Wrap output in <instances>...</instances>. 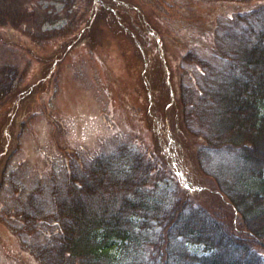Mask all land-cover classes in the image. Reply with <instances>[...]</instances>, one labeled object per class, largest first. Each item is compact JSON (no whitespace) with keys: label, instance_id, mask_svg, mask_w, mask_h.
Returning <instances> with one entry per match:
<instances>
[{"label":"rangeland","instance_id":"rangeland-1","mask_svg":"<svg viewBox=\"0 0 264 264\" xmlns=\"http://www.w3.org/2000/svg\"><path fill=\"white\" fill-rule=\"evenodd\" d=\"M199 1L107 0L105 8L99 0H81L64 12L67 0H37L41 14L34 24L0 27V70L16 69L22 92L17 110L8 108L9 98L0 104V264H40L29 251L34 239L16 234L21 224L14 207L31 193L48 200L49 188L63 178L65 159L85 162L120 147L165 162L174 178L166 177L162 164L167 179L161 185L200 191L195 203L210 210L223 203L230 216L196 160L203 133L195 119L182 120L178 104L181 93L203 81L200 67L183 56L209 55L214 35L203 32L213 27L211 11H222ZM184 11L192 16L182 20ZM222 13L215 30L231 14ZM193 22V32L185 31ZM188 248L204 254L200 246Z\"/></svg>","mask_w":264,"mask_h":264},{"label":"trees","instance_id":"trees-1","mask_svg":"<svg viewBox=\"0 0 264 264\" xmlns=\"http://www.w3.org/2000/svg\"><path fill=\"white\" fill-rule=\"evenodd\" d=\"M78 1L67 0L64 12ZM106 1L99 0L105 8ZM210 2L231 14L215 30L224 14L211 11L213 27L203 32L214 35L207 57L183 56L186 64L200 67L203 81L181 93L178 104L182 120L195 119L203 133L196 160L230 216L223 203L213 210L195 203L200 191L161 185L173 172L149 152L120 147L85 162L65 159L63 178L49 188L48 200L42 203L31 193L13 209L21 224L16 234L34 239L29 251L38 263L264 264V0ZM35 3L0 0V27H27L33 19L34 24L41 14ZM189 16L181 12L182 20ZM46 17L42 13L43 22ZM193 25L183 28L190 33ZM16 78V69L0 70V104L9 98L11 110L18 109L22 93ZM189 244L204 254L192 253Z\"/></svg>","mask_w":264,"mask_h":264}]
</instances>
